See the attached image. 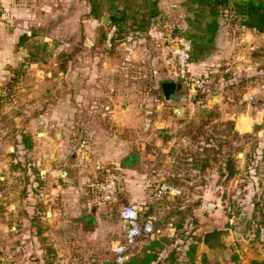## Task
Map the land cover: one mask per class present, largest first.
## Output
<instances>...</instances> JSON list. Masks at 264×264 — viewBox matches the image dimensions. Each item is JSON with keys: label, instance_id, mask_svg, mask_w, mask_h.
<instances>
[{"label": "crops", "instance_id": "0c3cea01", "mask_svg": "<svg viewBox=\"0 0 264 264\" xmlns=\"http://www.w3.org/2000/svg\"><path fill=\"white\" fill-rule=\"evenodd\" d=\"M185 1L174 6L175 0H0V91L14 78L25 96L30 128L37 130L29 129L30 140L39 136L62 150L52 152L54 166L40 164L45 183L39 189L29 185L23 207H14L8 251L14 264L93 254L98 237L115 239L112 251L119 238L126 241L121 219L116 227L102 220L100 196L90 185L115 178V201L120 197L138 207L150 200L144 192L159 170L157 156L172 146V137L161 138L164 130L185 129L196 118L202 100L193 116L184 101L185 120H178L162 99L164 78L149 71L164 67L172 26L190 51L188 72L209 76L205 103L216 105L220 120L231 121L238 135H253L249 156L261 157L264 28L236 26L238 34H231L212 6ZM257 8L258 17L264 16V7ZM117 18L122 38L107 44L105 34ZM149 129L157 130L152 141L158 151L146 150ZM258 169L264 176V165Z\"/></svg>", "mask_w": 264, "mask_h": 264}, {"label": "rangeland", "instance_id": "374dc122", "mask_svg": "<svg viewBox=\"0 0 264 264\" xmlns=\"http://www.w3.org/2000/svg\"><path fill=\"white\" fill-rule=\"evenodd\" d=\"M159 21L164 22L162 16ZM226 29H230L231 34H238L233 24L228 25ZM258 36L263 37L264 35ZM18 87L19 85L13 78L7 86L5 84L1 87L4 92L0 91L2 93L0 94V264L14 262L8 255V251L14 243L10 232V226L14 222V207L17 203L23 207V200L30 192L29 185L36 183V189H39V185L45 183L47 174L43 176L39 170L40 164H51L54 161L52 152L58 151L56 149L62 151L61 147L55 148V146L39 141V136H34L35 142L30 140V133L34 134L37 130L34 126L30 128L29 109L24 101V93ZM218 112L220 115L221 112ZM222 122L226 121H221L220 117L218 119L214 117L210 124L211 127L206 129V135L197 136L195 139L187 136L185 129L178 131L180 127L177 125L164 130L168 133L162 135L161 138L172 137V146L165 153L158 154L159 170L153 174L154 177L151 180L169 184V180L178 173V177L189 180L195 185V188L189 191L187 187L189 181L184 180L181 181V186L175 187L180 190L178 195L165 194L161 198H156L153 196V186L150 185V188H146L148 190L145 189L144 192L150 200L147 198V203L144 200L143 204L135 208L140 217L143 211H149L146 219H150L153 225L161 227L164 232L172 233L174 229L173 246H177L180 251L184 252L191 243L196 244L198 246L196 264H202L200 261L202 254L206 256L201 248L203 234L216 229H229L232 235H239L232 237L229 246V259L225 264H249L254 259L264 260V237L255 236L257 223L261 219V212L264 208V176H262L263 173H260L252 179L253 171L248 173V169L245 168V164L250 162L249 154L255 148L253 142L255 138L244 137L238 140L227 138L230 140V144L216 151L219 143L223 140L220 138L221 136L214 134L219 133L222 129L225 133L226 126L222 128ZM150 130L147 131L145 137L146 150L147 152H150L151 149L158 151L152 141L157 130ZM207 135L216 136L208 147L211 159L210 167L204 172L193 171L191 170L192 164L187 160V157L190 154L202 157L203 150L201 149L206 145ZM41 151L46 152L44 158L38 156ZM215 151L218 154H214ZM240 153L243 154L242 157L238 156ZM229 158L234 161L235 168L238 170V173L231 179H227L226 172L220 170L221 167L223 169L225 161ZM261 159L263 158H256L258 167L264 165ZM56 163L53 162V166ZM50 179L52 180L53 177ZM54 179L58 180L59 176ZM33 193L38 194L34 190ZM120 199L118 197L111 204L101 201L103 215L106 216L102 220L106 224L110 223L113 227L119 224L121 209L129 205ZM203 201L216 204V209L203 212L200 207ZM36 204L38 205L39 202ZM254 204L255 215L253 213ZM103 234L105 235V232H100L101 236ZM148 240L149 238L145 236L140 237L135 244L131 245L128 253L138 252L147 244ZM117 242L120 243L119 245L126 244V241L121 238ZM115 244V239L108 240V238L98 237L96 253H79L72 256L77 259L76 264L112 263L113 252L111 249ZM47 256L46 261H50L51 264H60L59 260L72 258L70 254H65L63 258L56 254ZM232 256H236L234 262L231 261ZM207 261L209 264H217L210 262L208 258Z\"/></svg>", "mask_w": 264, "mask_h": 264}, {"label": "trees", "instance_id": "16d2710c", "mask_svg": "<svg viewBox=\"0 0 264 264\" xmlns=\"http://www.w3.org/2000/svg\"><path fill=\"white\" fill-rule=\"evenodd\" d=\"M176 3H174V6L178 5V0ZM192 1L205 3L206 5H210L215 9L216 16L220 18L225 19L226 26L228 25H235L236 26H246V27H257L260 29L264 28V16L260 15L258 17L257 11L259 8L257 7H264V3H260L259 0H246L240 3H237L235 0H186L185 3H189ZM254 1V5L251 4ZM185 3H182L183 5ZM181 4V7L184 6ZM231 4V5H230ZM219 8H222V10L226 11V13L222 14L219 13ZM263 9V8H260ZM120 19H115L113 22V27L115 29L113 36L111 38V41L114 40H120L122 37L120 35L121 28H120ZM230 31V29H228ZM107 34V33H106ZM105 34V36H106ZM171 36L175 39L176 45L180 47L186 48L180 41L179 35L177 32V29L175 26H172L170 29ZM189 51V50H188ZM190 54V51H189ZM190 60H191V54H190ZM202 78H209V76H201ZM166 80L162 79L160 80L159 86ZM161 88V87H160ZM207 97V93H203L200 95V99L202 100V103L199 105V110L197 113L196 118L191 121L185 128V134L187 136H191V139L197 138V136H203L206 135L207 131L206 129L211 127V123L213 121V118L215 117L218 119L220 117L219 110L216 105H207L205 103V98ZM222 128L226 126L225 133L222 129L217 134H214L216 136H221L223 141H221L218 145V149L220 150L223 146H228L230 143V140H238L244 137H252L253 135H245L240 136L238 133H236L233 129V123L231 121H226L225 123L222 122ZM254 135H257V133H254ZM214 136V137H216ZM214 137H210L207 135V138L205 139L206 145L203 147V153L201 154L202 157L196 156L195 154H190L187 157V160L190 161L192 164L193 171L196 172H204L210 167L211 159L209 158L210 152L208 150V147L210 146V143L213 141L212 139ZM229 138V139H227ZM255 149V148H254ZM214 152V154H218V152ZM254 151V150H253ZM228 155V154H227ZM245 156V155H244ZM260 158L261 161H264V151H262ZM253 161H256V157H250V162L245 164V168L248 169V173H250V170L253 171V174L251 175V178L259 175V169L257 165H253ZM224 167L220 170H223V172H226V178L231 179L234 175L238 173V170L235 168L234 161L232 159H227L224 163ZM178 173L172 177L169 184L173 185L174 187L181 186V181H184L185 179H181L178 177ZM168 181V182H169ZM189 181V180H185ZM167 182V183H168ZM252 182V181H251ZM254 184V183H253ZM188 189L189 191H192L195 188V185H193L190 181L188 182ZM257 204V203H255ZM254 204V215L256 213ZM149 211H143L141 217L138 213V223L141 224L146 220V217L148 216ZM262 216L261 219L257 223V230L255 233V236H263L264 237V208L261 212ZM154 232L159 231L158 234H155L154 237L151 236H145L149 238L147 241V244L140 248L138 252L127 254V259L122 264H196V257L198 252V246L194 243L189 244L186 247V250L184 252L180 251L177 246H173L174 243V236L175 231L173 229L172 233H169L168 231H163V229L159 226L153 225ZM55 255V254H54ZM52 255V256H54ZM236 260V256L231 257V261L234 262ZM200 261L202 264H209L207 261V258L204 254L200 256ZM104 264V263H101ZM106 264H116L114 262L112 263H106ZM249 264H264V260H251Z\"/></svg>", "mask_w": 264, "mask_h": 264}, {"label": "built area", "instance_id": "2783aa9c", "mask_svg": "<svg viewBox=\"0 0 264 264\" xmlns=\"http://www.w3.org/2000/svg\"><path fill=\"white\" fill-rule=\"evenodd\" d=\"M3 23L1 6H0V24ZM115 29L111 28L106 34V43L110 44ZM167 45L165 50L164 67L162 69H150L151 75H160L166 81L180 83L184 88L185 104L191 116L196 112L200 104V95L207 93L209 90L208 79L196 77L188 72L190 63V54L187 48L176 45L175 39L171 36L170 32L167 33ZM253 98L249 97V101ZM153 196L161 198L163 195L176 196L180 190L172 187L169 184L160 183L159 181H152ZM100 199L104 203H112L115 201L116 196V179L110 178L100 183H93L90 185ZM203 212H210L216 209V204L212 202L203 201L200 205ZM120 219L125 226L126 244L118 245L113 249V262L122 264L127 259L128 250L131 245L135 244L142 236L154 237L159 231L154 232L153 224L150 219H146L143 223H138V212L132 205L124 206L120 211ZM6 264H14L6 263ZM101 264V263H100Z\"/></svg>", "mask_w": 264, "mask_h": 264}, {"label": "water", "instance_id": "95a60500", "mask_svg": "<svg viewBox=\"0 0 264 264\" xmlns=\"http://www.w3.org/2000/svg\"><path fill=\"white\" fill-rule=\"evenodd\" d=\"M106 24V20L103 21ZM161 93L163 101L173 106L172 113L178 120H185L184 89L180 83L165 81L161 84ZM242 157V154H238ZM238 237V234L232 235L229 229L210 230L203 234L201 240L202 251L206 254L208 260L212 263L225 264L229 259V246L232 237Z\"/></svg>", "mask_w": 264, "mask_h": 264}]
</instances>
